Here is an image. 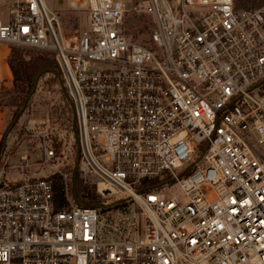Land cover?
I'll use <instances>...</instances> for the list:
<instances>
[{
  "label": "built area",
  "instance_id": "2783aa9c",
  "mask_svg": "<svg viewBox=\"0 0 264 264\" xmlns=\"http://www.w3.org/2000/svg\"><path fill=\"white\" fill-rule=\"evenodd\" d=\"M86 2L65 34L43 0H0V63L53 54L75 118L74 162L38 127L16 179L0 158V264H264V4ZM76 166L140 209V233L77 203Z\"/></svg>",
  "mask_w": 264,
  "mask_h": 264
},
{
  "label": "rangeland",
  "instance_id": "374dc122",
  "mask_svg": "<svg viewBox=\"0 0 264 264\" xmlns=\"http://www.w3.org/2000/svg\"><path fill=\"white\" fill-rule=\"evenodd\" d=\"M43 1L48 10L57 16L61 30L65 34L74 32L77 29L80 30L85 25L84 9L87 5L86 0L81 4H75L73 0ZM240 3L249 7H259L264 4V0H240ZM135 37L138 38V35ZM14 51L20 52L25 60H28L35 54H45L54 61L56 67L54 68L55 74L44 73L39 75L33 94L28 98L29 93L24 101L22 100L24 94L19 95L16 89L13 88V84L10 94L4 95L3 91L0 92V101L5 104L8 103V105L3 104L6 111V121L0 131V141L4 140L3 147L0 150V158L5 156V154L8 156L9 167L6 169L5 178L9 180L17 178L18 173L16 169H11L10 167L17 164L26 151L30 153L31 161H36L40 157L41 148L39 140L32 135V131L36 127L40 130H46L53 137L57 149L63 150L65 155L70 154L67 161L74 162V155L67 150V147L72 144L69 134L71 131H74L73 108L70 101L66 99V92L62 85L61 74L54 60V55L27 49H12L7 59L8 65ZM17 115L19 117L16 122L10 126ZM73 150H75V146ZM36 170L38 172H35V169L32 167L29 172L37 173V175L48 173L47 169L43 167H36ZM78 178L87 188L90 190L94 189L95 193H97L95 184L98 179L92 173L85 175L84 178L77 174L76 180ZM123 199L122 195L107 196L105 198H102L100 195L97 203L104 202L102 204L104 210L112 207L114 209L109 214L111 222L107 221V224L111 223L115 228H120L124 234L135 235L136 233H140L142 213L135 204L126 202ZM101 222L104 221L101 220Z\"/></svg>",
  "mask_w": 264,
  "mask_h": 264
},
{
  "label": "trees",
  "instance_id": "16d2710c",
  "mask_svg": "<svg viewBox=\"0 0 264 264\" xmlns=\"http://www.w3.org/2000/svg\"><path fill=\"white\" fill-rule=\"evenodd\" d=\"M9 66L13 75V88L22 96V100L30 93L33 88L35 79L44 73H54L55 63L45 54L32 55L28 60H25L20 52L14 51L9 60ZM11 91H4V95L10 94ZM1 105H8L0 101ZM4 140L0 141V150L2 149ZM77 203L85 206H96L100 195L95 193L94 189L90 190L78 178L75 182ZM53 194L57 206L65 204L62 196V184L59 177L56 175L53 179Z\"/></svg>",
  "mask_w": 264,
  "mask_h": 264
},
{
  "label": "crops",
  "instance_id": "0c3cea01",
  "mask_svg": "<svg viewBox=\"0 0 264 264\" xmlns=\"http://www.w3.org/2000/svg\"><path fill=\"white\" fill-rule=\"evenodd\" d=\"M12 78H13L12 73H11V70L9 68L7 61L1 62L0 63V92L11 90ZM0 95H1V93H0ZM5 121H6L5 106L0 104V131L3 128Z\"/></svg>",
  "mask_w": 264,
  "mask_h": 264
},
{
  "label": "water",
  "instance_id": "95a60500",
  "mask_svg": "<svg viewBox=\"0 0 264 264\" xmlns=\"http://www.w3.org/2000/svg\"><path fill=\"white\" fill-rule=\"evenodd\" d=\"M38 77H39V76H38ZM38 77L35 79L34 87H33L32 91L30 92L28 98L33 94V92H34V90H35V87H36V85H37V81H38ZM65 94H66V93H65ZM66 99L69 100L68 97H67V94H66ZM18 117H19V115H17V116L13 119V121H12V123H11L10 126H12V125L16 122V120H17ZM74 126H75V118H73V127H74ZM76 177H77V166L75 167V171H74V175H73V192H74V194H75V197H76V187H75Z\"/></svg>",
  "mask_w": 264,
  "mask_h": 264
},
{
  "label": "bare ground",
  "instance_id": "6f19581e",
  "mask_svg": "<svg viewBox=\"0 0 264 264\" xmlns=\"http://www.w3.org/2000/svg\"><path fill=\"white\" fill-rule=\"evenodd\" d=\"M100 186H102V184L100 183Z\"/></svg>",
  "mask_w": 264,
  "mask_h": 264
}]
</instances>
